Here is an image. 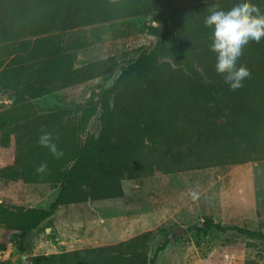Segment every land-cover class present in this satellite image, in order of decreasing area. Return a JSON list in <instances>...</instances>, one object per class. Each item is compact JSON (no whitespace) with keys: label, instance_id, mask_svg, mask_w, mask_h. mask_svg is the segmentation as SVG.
<instances>
[{"label":"trees","instance_id":"trees-1","mask_svg":"<svg viewBox=\"0 0 264 264\" xmlns=\"http://www.w3.org/2000/svg\"><path fill=\"white\" fill-rule=\"evenodd\" d=\"M182 1L183 6L172 8L158 0H0V96L12 97L0 111V147L8 148L13 139L15 150L13 163L0 169V179L59 190L46 209L0 202V225L17 239L15 244L21 246L60 207L123 198L124 180L150 177L154 171L173 174L264 161V38L245 46L237 67L246 65L251 78L231 91L215 70L214 29L204 20L214 6L228 11L243 0ZM251 2L264 11V0ZM138 16L150 18L148 35L157 44L152 53V47L141 48L136 61L103 91L96 134L86 131L87 112L69 120L61 113L31 114V100L117 70L109 60L76 66L86 43L68 42L65 33ZM156 46L176 48L186 59L175 64L184 69L185 80L176 78L180 68L152 64ZM41 128L63 151L60 159L38 144ZM42 162L48 169L38 173ZM191 231L239 237L264 251L261 231L210 219L186 232ZM151 239L147 231L113 245L32 256L29 264H153L169 240L148 260ZM11 244L0 243V255ZM222 261L219 255L214 264H256L237 256Z\"/></svg>","mask_w":264,"mask_h":264},{"label":"rangeland","instance_id":"rangeland-1","mask_svg":"<svg viewBox=\"0 0 264 264\" xmlns=\"http://www.w3.org/2000/svg\"><path fill=\"white\" fill-rule=\"evenodd\" d=\"M158 1L163 7L184 5L182 0ZM150 25L149 17L138 16L99 22L65 33L68 42L86 43V47L78 50L76 66L109 60L117 70L112 75L31 100V114L61 113L69 120L79 119L87 112L91 117L86 131L96 134L95 112L103 91L112 87L121 70L136 61L141 48L152 47L148 50L152 53L157 44L148 35ZM177 51L156 46L151 62L156 67L180 68L181 74L176 78L185 80L184 69L175 64L188 62ZM11 102L9 95L0 96V111ZM14 151L13 139L8 148L0 147V169L13 163ZM122 188L121 199L58 208L51 218L22 239L21 246L0 225V243L12 241L0 255V264H29L32 256L113 245L147 231L152 232L148 260L164 239L169 240L153 264H214L219 255L223 263L237 256L243 263L264 264V251L242 238L213 231L186 232L189 227L210 219L264 233V161L173 174L154 171L150 177L124 180ZM58 191L49 184L0 179V202L24 208L46 209ZM192 191L199 193L198 200H192Z\"/></svg>","mask_w":264,"mask_h":264},{"label":"clouds","instance_id":"clouds-1","mask_svg":"<svg viewBox=\"0 0 264 264\" xmlns=\"http://www.w3.org/2000/svg\"><path fill=\"white\" fill-rule=\"evenodd\" d=\"M204 24L214 29L210 51L216 54L217 74L224 76L231 91L242 88L244 81L251 78V71L246 65L240 64L237 67V64L245 46L251 42L258 44L264 38V11L251 0H243L228 11L216 5L210 9ZM40 133L38 144L46 148L54 158L60 159L64 153L57 147L52 134L44 128L40 129ZM47 169V163L42 162L37 172L44 173ZM190 196L193 201L199 199L196 191H192Z\"/></svg>","mask_w":264,"mask_h":264},{"label":"water","instance_id":"water-1","mask_svg":"<svg viewBox=\"0 0 264 264\" xmlns=\"http://www.w3.org/2000/svg\"><path fill=\"white\" fill-rule=\"evenodd\" d=\"M175 233H176V235H179V232L176 231ZM181 234H182V232H181Z\"/></svg>","mask_w":264,"mask_h":264}]
</instances>
